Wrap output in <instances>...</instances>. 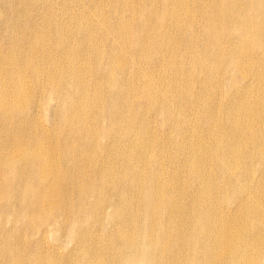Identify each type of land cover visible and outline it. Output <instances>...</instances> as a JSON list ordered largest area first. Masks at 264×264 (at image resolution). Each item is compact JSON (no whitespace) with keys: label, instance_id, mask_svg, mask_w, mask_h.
I'll return each instance as SVG.
<instances>
[{"label":"bare ground","instance_id":"bare-ground-1","mask_svg":"<svg viewBox=\"0 0 264 264\" xmlns=\"http://www.w3.org/2000/svg\"><path fill=\"white\" fill-rule=\"evenodd\" d=\"M82 1L0 0V264H264V0Z\"/></svg>","mask_w":264,"mask_h":264},{"label":"rangeland","instance_id":"rangeland-1","mask_svg":"<svg viewBox=\"0 0 264 264\" xmlns=\"http://www.w3.org/2000/svg\"><path fill=\"white\" fill-rule=\"evenodd\" d=\"M84 1H88V0H84ZM84 1H82V2H84ZM46 115L49 116V109H48V112H47ZM7 223H8V224L4 227V229L2 230V232H1V230H0V236L6 235V234L12 232V229H13V228H11V227H12L11 223H10V222H7ZM10 228H11V229H10ZM48 236L54 238V239H52V241H51L52 243H54V242H58L57 239H59V236L50 235V234H49ZM63 237H64V236H61V235H60V240H61ZM0 239H1V238H0ZM70 247H71L70 240L67 238L66 242L63 244V249H64L65 251H68V250L70 249ZM8 251H9V250H7V252H8Z\"/></svg>","mask_w":264,"mask_h":264}]
</instances>
